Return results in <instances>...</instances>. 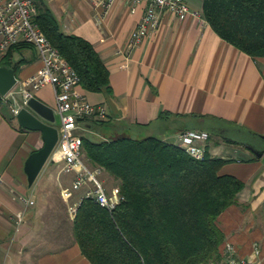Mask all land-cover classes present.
<instances>
[{"label":"crops","instance_id":"0c3cea01","mask_svg":"<svg viewBox=\"0 0 264 264\" xmlns=\"http://www.w3.org/2000/svg\"><path fill=\"white\" fill-rule=\"evenodd\" d=\"M34 1L52 12L62 32L89 41L108 71L107 89L75 85L88 102L106 110L103 120L78 119L79 132H96L100 138L154 135L173 143L181 130L208 132L207 152L228 158L217 172L243 183L235 203L216 216L223 232L219 249L229 241L235 254L264 264V55L239 50L202 16L180 20L165 9L156 27L133 41L130 34L144 1L113 0L99 21L92 0ZM185 1L200 10V0ZM9 51L10 61L19 63L16 79L38 69L31 45L16 44ZM32 94L49 108L52 120L38 117L57 129L51 86L43 84ZM228 128L236 134H225ZM242 131L245 138L237 136ZM41 144L40 131L20 126L0 101V264H91L71 235L67 200L59 194L71 173L62 171L59 162L45 161L27 181L24 160ZM79 194L74 190L69 200ZM22 197L32 203L24 204Z\"/></svg>","mask_w":264,"mask_h":264},{"label":"trees","instance_id":"16d2710c","mask_svg":"<svg viewBox=\"0 0 264 264\" xmlns=\"http://www.w3.org/2000/svg\"><path fill=\"white\" fill-rule=\"evenodd\" d=\"M36 6L33 21L75 70L78 84L107 89L108 71L90 42L62 32L52 12ZM200 11L225 41L251 56L264 55V0H200ZM14 45L0 65L16 75L19 63L9 59ZM80 138L87 162L100 165L122 194L111 211L83 197L68 217L71 235L91 264H208L219 258L223 232L216 216L235 203L243 184L217 172L228 158L210 155L205 146L203 158L195 159L154 135Z\"/></svg>","mask_w":264,"mask_h":264},{"label":"built area","instance_id":"2783aa9c","mask_svg":"<svg viewBox=\"0 0 264 264\" xmlns=\"http://www.w3.org/2000/svg\"><path fill=\"white\" fill-rule=\"evenodd\" d=\"M131 3L144 1L143 12L130 37L139 40L153 30L158 22V14L165 9L177 19L201 17L200 10L191 7L185 0H129ZM93 7H98L94 15L101 20L113 0H92ZM37 11L34 0H0V57L13 44H30L40 61L38 69L26 77L16 79L13 86L0 95V101L6 103L11 115L20 107L26 106L28 98L35 89L49 84L53 91L54 109L58 115L57 139L46 161L59 162L60 169L71 173L68 186H61L59 194L67 200L66 213L71 218L78 201L83 197L93 199L98 205L111 211L122 199L117 185L106 187L99 176L103 169L100 165L88 164L81 154L80 125L78 119L103 120L106 110L101 103H90L83 93L76 89L78 75L57 49L50 44L33 17ZM205 130H181L176 133L174 143L195 159H202L205 152ZM80 190L77 198L69 200L74 190ZM24 204H31L32 199L22 197ZM16 220L21 212L15 213ZM208 264H260L255 259L235 254L229 241L222 243L220 256Z\"/></svg>","mask_w":264,"mask_h":264},{"label":"water","instance_id":"95a60500","mask_svg":"<svg viewBox=\"0 0 264 264\" xmlns=\"http://www.w3.org/2000/svg\"><path fill=\"white\" fill-rule=\"evenodd\" d=\"M16 81V76L13 69L9 66L0 65V95L6 93ZM26 105L20 107L15 113L17 123L32 130H39L42 138V144L36 149L32 150L24 160V171L26 173L27 181L30 183L39 169L42 167L47 159V156L54 146L57 139V129L53 125L41 120V116L49 121L52 120L49 108L34 97L27 100ZM31 109V110H30ZM256 156H259L261 150H257L251 145H246ZM51 161V160H50Z\"/></svg>","mask_w":264,"mask_h":264},{"label":"rangeland","instance_id":"374dc122","mask_svg":"<svg viewBox=\"0 0 264 264\" xmlns=\"http://www.w3.org/2000/svg\"><path fill=\"white\" fill-rule=\"evenodd\" d=\"M97 126H98V124L97 123H95ZM100 125V124H99ZM102 126V125H101ZM83 133L85 134V135H87V136H89V137H91V138H94V139H99L100 137L96 134V132H89V131H83ZM225 134H227V135H229V136H231V134L234 136V134H236L235 133V130H233V129H231V128H228V129H226V132H225ZM237 136H239V138H243L244 136H245V132H240ZM245 138V137H244ZM254 142H255V144L256 145H258L259 143V141H258V139H255L254 140ZM84 155V154H83ZM83 155H82V158H83ZM234 158H236V157H234ZM87 162V161H86ZM88 163V162H87ZM88 164H91V163H88ZM100 177H101V179H103V183H105V185L107 186V187H109V186H111V185H114V182H116L113 178H111L109 175H107L105 172H102L100 175H99ZM66 215H67V213H66ZM68 217V216H67ZM68 219V218H67Z\"/></svg>","mask_w":264,"mask_h":264}]
</instances>
